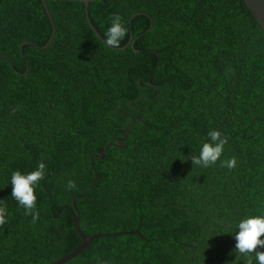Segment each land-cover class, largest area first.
Masks as SVG:
<instances>
[{
    "label": "trees",
    "instance_id": "obj_1",
    "mask_svg": "<svg viewBox=\"0 0 264 264\" xmlns=\"http://www.w3.org/2000/svg\"><path fill=\"white\" fill-rule=\"evenodd\" d=\"M46 4L44 47L42 0H0V264L69 254L77 215L101 235L61 264H246L227 228L264 212V31L244 1L95 0L101 37L83 2ZM114 15L127 36L109 47ZM212 130L224 153L193 165ZM41 161L33 220L11 174Z\"/></svg>",
    "mask_w": 264,
    "mask_h": 264
},
{
    "label": "clouds",
    "instance_id": "obj_2",
    "mask_svg": "<svg viewBox=\"0 0 264 264\" xmlns=\"http://www.w3.org/2000/svg\"><path fill=\"white\" fill-rule=\"evenodd\" d=\"M104 42L109 47H118L127 36V27L120 15L111 18ZM208 142L202 144L198 155L191 157L193 165L207 168L220 160L227 144V138L222 136L218 130L208 132ZM235 158L223 161L222 166L229 169L236 167ZM47 165L41 161L35 169L23 172L16 170L11 174V197H14L18 205L25 209L27 215L33 220L38 219L39 213L35 211L37 205V189L40 182L46 176ZM68 189H75L76 184L69 181ZM8 214L7 206L0 199V225L4 224ZM235 229L234 239L236 241L234 251L242 257H249L246 264H253L250 254H255L256 264H264V212L249 214L240 218L234 225L230 224L227 231Z\"/></svg>",
    "mask_w": 264,
    "mask_h": 264
},
{
    "label": "water",
    "instance_id": "obj_3",
    "mask_svg": "<svg viewBox=\"0 0 264 264\" xmlns=\"http://www.w3.org/2000/svg\"><path fill=\"white\" fill-rule=\"evenodd\" d=\"M76 1H81L84 3L85 5V12H86V16L88 18V22L91 25V27L93 28V30L95 31V33L101 37V35L99 34V32L97 31V29L95 28V26L93 25V23L91 22L90 18H89V12H88V6L89 3L95 0H76ZM245 5L247 6V8L250 10V12L252 13V15L254 16V18L256 19V21L260 24L261 28L264 31V0H243ZM43 5L46 9V11L48 12L49 18L52 22V26H53V30H52V35L49 39V41L46 43V45L44 47H47L50 43V41L52 40L54 33H55V24L52 18L51 13L48 10L47 4H46V0H42ZM147 14V13H146ZM130 40L127 42V44L125 46H127L128 44H130ZM124 46V47H125ZM131 126V125H130ZM127 128V126H126ZM129 129H127L126 131L123 132V136L126 137L127 134L129 133ZM118 143L121 142V139L117 140ZM116 145V144H113ZM109 144L106 145V147L102 150H99V153L93 154V156H97V157H103L105 151L107 150ZM74 204V201H73ZM79 215H77L75 217V223H76V227H77V231L79 232V235L82 237L83 242L81 243V245H79L76 249H74L72 252H70L69 254L63 256L62 258L56 260V261H52V263L50 264H61L71 258H73L74 256H76L78 253H80L82 250H84L89 243L91 242V240L99 235H101V233H97V234H93V235H87L85 233H83L80 228H79Z\"/></svg>",
    "mask_w": 264,
    "mask_h": 264
}]
</instances>
